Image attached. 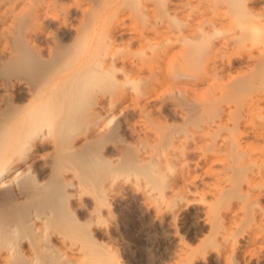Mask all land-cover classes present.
I'll return each instance as SVG.
<instances>
[{"label": "bare ground", "instance_id": "obj_1", "mask_svg": "<svg viewBox=\"0 0 264 264\" xmlns=\"http://www.w3.org/2000/svg\"><path fill=\"white\" fill-rule=\"evenodd\" d=\"M73 1L0 0V263L120 264L96 237L136 200L153 227L208 229L182 264H264V11Z\"/></svg>", "mask_w": 264, "mask_h": 264}, {"label": "rangeland", "instance_id": "obj_2", "mask_svg": "<svg viewBox=\"0 0 264 264\" xmlns=\"http://www.w3.org/2000/svg\"><path fill=\"white\" fill-rule=\"evenodd\" d=\"M54 3L60 12H67L74 5L73 0H54ZM251 3L255 11H264V0H251ZM67 16L71 18V14H67ZM50 17L54 18V14H50ZM82 19L81 16L73 14L72 26L77 28ZM45 32L55 37L56 43L60 44V27L56 22H48L45 26ZM64 43L68 44L69 41L65 40ZM41 45L44 48L54 47L55 41L54 43L43 42ZM1 58H3V54L0 53ZM50 150L51 148L48 149L47 153H50ZM33 174L38 179L37 174L35 172ZM199 174L200 172H196V175ZM199 187L202 186L200 185ZM130 204L132 208L131 213L126 218H123L122 213L117 209L110 216L104 215L102 217V225L109 227L110 230L106 235L96 237V240L110 250L111 254L117 258L120 264H182L177 257L180 253V240L183 239L193 249L198 250L208 236L209 232L207 228L196 230V233L195 231L190 232L181 228L178 232H175L168 227L167 223L153 227V221L144 215L137 201L131 200ZM29 207L27 206L26 210ZM77 209L78 206L76 204L73 207L75 216L78 215ZM31 210L34 212H43L47 208L46 206H36ZM88 219L89 215L85 212L82 213V222H86ZM113 222H115L114 229L111 226ZM173 234H176L177 238H173ZM29 242L31 240L27 238L26 245ZM58 246L61 247L59 244ZM22 252L24 255L29 256L27 248L22 249ZM237 262L238 264H244L241 258L237 259Z\"/></svg>", "mask_w": 264, "mask_h": 264}]
</instances>
